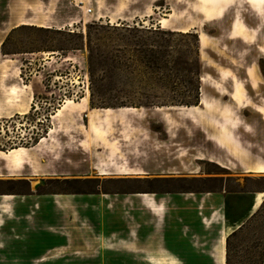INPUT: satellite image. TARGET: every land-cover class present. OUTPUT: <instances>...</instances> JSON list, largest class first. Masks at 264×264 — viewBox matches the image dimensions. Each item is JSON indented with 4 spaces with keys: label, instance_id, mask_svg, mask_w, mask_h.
Masks as SVG:
<instances>
[{
    "label": "rangeland",
    "instance_id": "374dc122",
    "mask_svg": "<svg viewBox=\"0 0 264 264\" xmlns=\"http://www.w3.org/2000/svg\"><path fill=\"white\" fill-rule=\"evenodd\" d=\"M179 194L264 264V0H0V264H167Z\"/></svg>",
    "mask_w": 264,
    "mask_h": 264
},
{
    "label": "crops",
    "instance_id": "0c3cea01",
    "mask_svg": "<svg viewBox=\"0 0 264 264\" xmlns=\"http://www.w3.org/2000/svg\"><path fill=\"white\" fill-rule=\"evenodd\" d=\"M252 167L253 169L260 168V166H257V167L252 166ZM207 195L208 196L205 195L204 197H201L199 201L193 198L194 194H185V195L179 194L178 195L181 197H185L186 199H189V197H191L193 201H197L196 215L192 214L191 212H189L191 213L189 215L188 208H184V207L178 208L177 204H174L172 208L167 207V210L165 211L163 210L160 216H155L153 214L154 219H155L156 228L159 227L156 235H158L159 240H160L157 242L155 249H152L155 253L165 252L166 254L175 255L174 253H171V250H174L172 248H176V246H178L179 249L201 250L202 252H206L208 254L213 264H218L217 262L213 260V258H211L210 249H211L212 244L216 242V240L219 237L221 224L215 221L212 224L211 228L207 229L204 225V218L201 217V215L204 213L206 204L208 202L213 201L212 197L214 195L213 194L212 195L207 194ZM167 201H168L167 198H162L160 201H158V204H160L165 209V203ZM0 206L4 207L3 205H0ZM178 209H180L181 212L178 213ZM215 211H217L218 213L219 212L222 213V205L216 207L209 215H206L205 213L204 215L206 217H210ZM222 214L224 215V213ZM4 217H5V212H3V210H0V218L4 220ZM171 222L177 225L179 227L178 228L179 230H175V231L170 230L168 227L170 226L169 224ZM215 223L219 225V230H218L216 238L211 239V235H213V228H214ZM4 225L5 223L3 222V225L1 227H3ZM232 227H235V226H232ZM0 247H3V246H0ZM175 256L178 257V259L181 261L182 264H185L178 255H175ZM224 257H225V264H226V252L224 254Z\"/></svg>",
    "mask_w": 264,
    "mask_h": 264
},
{
    "label": "bare ground",
    "instance_id": "6f19581e",
    "mask_svg": "<svg viewBox=\"0 0 264 264\" xmlns=\"http://www.w3.org/2000/svg\"><path fill=\"white\" fill-rule=\"evenodd\" d=\"M10 154L13 156V159H14L16 164H20L23 160H26V156H25L26 153L24 151H22L21 149L15 148V149L10 151ZM262 201H263L262 195H257L254 198V202H253L252 208L250 209L249 215H252L253 213H255L260 208ZM220 222H221L220 243H219L218 247L216 248L215 257L221 264H224L223 263L224 245L226 243V239L230 234H232L235 230H237V226L234 227L233 229H231L228 226L226 220H220ZM146 256H147L148 260H150L156 264H163L164 263L163 259H160L159 257L156 258L151 254H147ZM167 264H182V263L176 256L171 255L168 258Z\"/></svg>",
    "mask_w": 264,
    "mask_h": 264
},
{
    "label": "built area",
    "instance_id": "2783aa9c",
    "mask_svg": "<svg viewBox=\"0 0 264 264\" xmlns=\"http://www.w3.org/2000/svg\"><path fill=\"white\" fill-rule=\"evenodd\" d=\"M91 12H92V10H91V9H88V10H87V13H91Z\"/></svg>",
    "mask_w": 264,
    "mask_h": 264
},
{
    "label": "trees",
    "instance_id": "16d2710c",
    "mask_svg": "<svg viewBox=\"0 0 264 264\" xmlns=\"http://www.w3.org/2000/svg\"><path fill=\"white\" fill-rule=\"evenodd\" d=\"M235 231H236V230H235ZM235 231H234V233H235ZM230 235H231V234H230ZM230 235H229V236H230ZM229 236L227 237L226 241H228V239H229Z\"/></svg>",
    "mask_w": 264,
    "mask_h": 264
}]
</instances>
